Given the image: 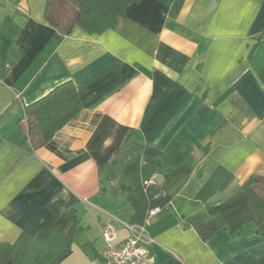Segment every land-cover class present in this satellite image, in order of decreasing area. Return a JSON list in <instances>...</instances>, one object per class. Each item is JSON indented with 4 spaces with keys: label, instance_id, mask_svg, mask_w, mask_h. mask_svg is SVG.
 <instances>
[{
    "label": "crops",
    "instance_id": "0c3cea01",
    "mask_svg": "<svg viewBox=\"0 0 264 264\" xmlns=\"http://www.w3.org/2000/svg\"><path fill=\"white\" fill-rule=\"evenodd\" d=\"M50 1L0 0V243L51 264L72 228L58 264H104L103 232L120 246L131 225L152 264H264L253 222L206 241L186 222L251 177L264 197V0H140L111 28L67 34ZM66 81L83 109L56 135L61 155L32 149L25 107ZM143 184L171 198L151 218Z\"/></svg>",
    "mask_w": 264,
    "mask_h": 264
},
{
    "label": "trees",
    "instance_id": "16d2710c",
    "mask_svg": "<svg viewBox=\"0 0 264 264\" xmlns=\"http://www.w3.org/2000/svg\"><path fill=\"white\" fill-rule=\"evenodd\" d=\"M61 6L73 8V15L52 13L51 1L48 4L47 18L54 26L62 21L71 26L77 24L89 33H100L113 27L118 19L124 16L129 4L140 0H61ZM82 103L72 81L57 85L45 96L25 107V115L21 125L26 131L27 142L32 149L45 147L61 155L56 142V135L67 124L72 122L81 112ZM256 177L245 181L230 196L220 203H204V211L209 216L205 219L200 214L188 217L186 222L192 226L203 241L209 239L219 228L227 226L231 233L237 231L248 222L256 225V235L264 238V197L254 188ZM137 190V188H136ZM144 196V205L137 212L142 217L150 208L162 207L171 200L163 185L139 187ZM72 218V217H71ZM70 218V219H71ZM68 245L51 264H58L71 252L74 237L72 228L67 230ZM17 246L0 243V264H19L16 256Z\"/></svg>",
    "mask_w": 264,
    "mask_h": 264
},
{
    "label": "built area",
    "instance_id": "2783aa9c",
    "mask_svg": "<svg viewBox=\"0 0 264 264\" xmlns=\"http://www.w3.org/2000/svg\"><path fill=\"white\" fill-rule=\"evenodd\" d=\"M148 181L146 183H150ZM161 211L160 207H153L147 211L149 218L156 216ZM130 236L120 246H115L113 240L115 233L110 230L103 232L105 248L103 250L104 264H152L148 256V249L143 245L146 240H151L143 226L126 225Z\"/></svg>",
    "mask_w": 264,
    "mask_h": 264
},
{
    "label": "rangeland",
    "instance_id": "374dc122",
    "mask_svg": "<svg viewBox=\"0 0 264 264\" xmlns=\"http://www.w3.org/2000/svg\"><path fill=\"white\" fill-rule=\"evenodd\" d=\"M60 2L62 3L61 0H60ZM60 8H61V9H64L65 13H67L68 11H69L71 14L74 13L73 8H72L71 6H69V5H65V7L63 8V7L61 6V4H58L57 7H55V4H54V5L51 4V11H52V13L61 12V11H60V10H61ZM54 9H55V10H54ZM64 11H62L61 13H64Z\"/></svg>",
    "mask_w": 264,
    "mask_h": 264
}]
</instances>
